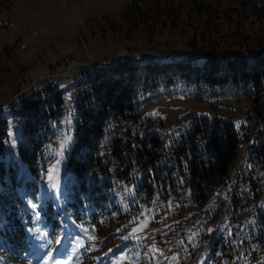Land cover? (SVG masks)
I'll list each match as a JSON object with an SVG mask.
<instances>
[{"label": "trees", "instance_id": "trees-1", "mask_svg": "<svg viewBox=\"0 0 264 264\" xmlns=\"http://www.w3.org/2000/svg\"><path fill=\"white\" fill-rule=\"evenodd\" d=\"M247 8L264 19V3L258 0H132L124 10L123 22L161 24L162 29L169 18L193 16L187 45L205 58L198 62L186 52L168 61L149 58L144 64L123 58L85 71L76 80L77 117L64 202L90 233H101L109 221L126 232L143 219L153 225L172 219L180 223L185 215L189 219L187 210L193 209L192 214L215 199L213 210L224 212L223 228L210 236L212 215L198 226L203 238L211 240L207 263H236L240 255L239 264H264V27L237 30L232 49L215 41L216 20L241 16ZM251 52L255 54L244 56ZM231 53L238 55L221 56ZM186 90L200 101L252 103L261 139L251 145L233 182L231 167L251 134L250 124L240 129L232 118L205 114L168 128L166 119L157 122L141 113L147 102ZM65 111L63 91L52 83L0 112V250L16 255L27 246L32 221L27 203L46 181ZM11 123L17 127L13 136ZM54 203L47 204L59 213ZM181 239L177 257L196 243L192 237Z\"/></svg>", "mask_w": 264, "mask_h": 264}, {"label": "rangeland", "instance_id": "rangeland-1", "mask_svg": "<svg viewBox=\"0 0 264 264\" xmlns=\"http://www.w3.org/2000/svg\"><path fill=\"white\" fill-rule=\"evenodd\" d=\"M131 2L0 0V107H4L39 78H50L52 75L55 79L43 87L55 83L66 100L63 126L54 143L46 181L33 196V201L27 203L32 215L28 238L34 231H39V239L37 242L27 239V246L19 250L15 257L11 256L9 250L1 251L9 261L7 264H208L211 240L203 238L202 229L198 226L212 215L214 218L208 225L210 236L223 228L224 212L213 210L215 199L192 214L193 209L187 210L189 219L185 215L180 223L172 219L153 225L148 219H143L142 223L126 232L117 223L109 221L104 223L98 234L90 233L64 207V180L68 171L66 161L74 141L77 117L74 86L78 77L89 71L84 66L109 61L120 54L141 57L148 53L164 54L181 48L190 49L187 44L193 36L190 27L195 24L193 16L188 19L169 18L166 21L168 26L163 29L160 28L161 24L129 25L122 21V16ZM258 2L264 3V0ZM248 11L247 8L241 16L228 18L224 15L218 18L215 41L232 49L238 43L237 30L256 31L264 27V19ZM172 25L178 29L171 28ZM74 66L79 68L67 75ZM189 93L186 90L176 97L164 95L155 98L143 106L141 113L154 116L157 122L166 119L168 128L188 123L205 114L232 118L240 129L244 124H250L251 134H244L248 140L241 143L231 167L233 182L235 172L245 163L251 145H256L261 139L257 134L259 125L252 113V103L234 98L200 101ZM9 133L12 136L17 133L13 123ZM48 200L55 201V208L63 211H48L53 214L57 225L55 222L53 226L47 223L52 219L46 221L42 214L49 208ZM235 230L237 234L239 227ZM183 236L194 238L196 243L193 250L186 249L185 254L177 257ZM242 259L239 255L236 263L225 264H239ZM214 264H223V261Z\"/></svg>", "mask_w": 264, "mask_h": 264}, {"label": "water", "instance_id": "water-1", "mask_svg": "<svg viewBox=\"0 0 264 264\" xmlns=\"http://www.w3.org/2000/svg\"><path fill=\"white\" fill-rule=\"evenodd\" d=\"M183 52L189 53L198 62H201L205 58V55H198V54H196L194 51H192L190 49L181 48V49H177V50H174V51H171V52H167V53H164V54L148 53V54L143 55L141 57H136L134 55H129V54H120L119 56H116L115 58H113V59H111L109 61H104V62L93 64V65H85L84 67L86 69H88V70H93V69H95L97 67L111 66V65H114V64L118 63L123 58L133 59V60H135L136 62H138L140 64L145 63L149 58H156V59H160L162 61H168L174 55L179 54V53H183ZM254 54L255 53L251 52V53H248V54H246L244 56L251 57ZM234 55H238V53H236V54L231 53V54H228V55L223 54L221 56L229 58V57H232ZM34 90H36V89H34L33 86H30L28 89L20 92L8 104H6L4 107H0V112H5L10 107H12L14 104L19 102L22 98H24L26 95H28L29 93L33 92Z\"/></svg>", "mask_w": 264, "mask_h": 264}, {"label": "bare ground", "instance_id": "bare-ground-1", "mask_svg": "<svg viewBox=\"0 0 264 264\" xmlns=\"http://www.w3.org/2000/svg\"><path fill=\"white\" fill-rule=\"evenodd\" d=\"M136 57H139V56H137L136 55ZM77 68H79L78 66H74V67H72L71 68V70L69 71V73H67V75L68 74H70V73H72L75 69H77ZM70 76V75H69ZM55 79V76H53L52 75V77H50V78H47V77H43V78H39L32 86L34 87V89H37V88H40V87H42V86H44L45 84H47V83H49V82H51V81H53ZM31 86V85H30ZM29 88V87H28ZM27 88V89H28ZM26 90V89H25Z\"/></svg>", "mask_w": 264, "mask_h": 264}, {"label": "snow or ice", "instance_id": "snow-or-ice-1", "mask_svg": "<svg viewBox=\"0 0 264 264\" xmlns=\"http://www.w3.org/2000/svg\"><path fill=\"white\" fill-rule=\"evenodd\" d=\"M33 207H35V205H33Z\"/></svg>", "mask_w": 264, "mask_h": 264}]
</instances>
